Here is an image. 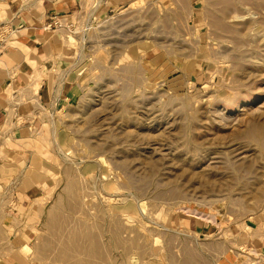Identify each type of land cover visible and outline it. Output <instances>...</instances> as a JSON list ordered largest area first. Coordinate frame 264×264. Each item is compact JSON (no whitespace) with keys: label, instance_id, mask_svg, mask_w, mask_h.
<instances>
[{"label":"rangeland","instance_id":"374dc122","mask_svg":"<svg viewBox=\"0 0 264 264\" xmlns=\"http://www.w3.org/2000/svg\"><path fill=\"white\" fill-rule=\"evenodd\" d=\"M86 1L88 29L65 37L82 91L22 163L44 179L39 199L0 191V262L218 264L228 243L247 251L264 238V0L94 14Z\"/></svg>","mask_w":264,"mask_h":264},{"label":"crops","instance_id":"0c3cea01","mask_svg":"<svg viewBox=\"0 0 264 264\" xmlns=\"http://www.w3.org/2000/svg\"><path fill=\"white\" fill-rule=\"evenodd\" d=\"M129 1L103 0L95 13L102 8L112 11ZM86 2L0 0V23L10 21L16 28L11 47L0 62V191L6 196L12 191L17 200L39 199L44 179H34L28 164L24 167L22 163H27V156L36 155L37 134L47 124L48 114L79 98L82 91L74 50L65 42L69 34L64 30L45 31L43 26L52 15L78 14ZM178 222L182 226L181 220ZM185 225L201 237L213 229V225L192 219ZM244 248L247 251L229 247L228 243L218 257L215 253L211 256L218 264H264V238L257 244L247 242Z\"/></svg>","mask_w":264,"mask_h":264},{"label":"built area","instance_id":"2783aa9c","mask_svg":"<svg viewBox=\"0 0 264 264\" xmlns=\"http://www.w3.org/2000/svg\"><path fill=\"white\" fill-rule=\"evenodd\" d=\"M87 3V2H86ZM85 3V5H86ZM103 0H92V6H89L91 14H94L96 10L102 5ZM80 7L78 14L62 16L52 15L50 16L45 25L43 26L45 31H58L64 30L69 35H76L80 32L86 31L88 28L85 19L86 6ZM85 23V24H84ZM16 28L10 21H3L0 23V62L5 55L9 47H11L12 41L15 38Z\"/></svg>","mask_w":264,"mask_h":264},{"label":"bare ground","instance_id":"6f19581e","mask_svg":"<svg viewBox=\"0 0 264 264\" xmlns=\"http://www.w3.org/2000/svg\"><path fill=\"white\" fill-rule=\"evenodd\" d=\"M69 37H70V35H69ZM70 39H72L73 40V38H70ZM75 43V42H74Z\"/></svg>","mask_w":264,"mask_h":264}]
</instances>
